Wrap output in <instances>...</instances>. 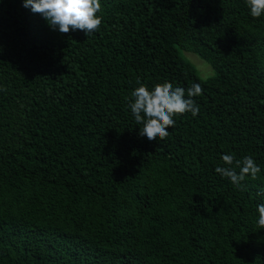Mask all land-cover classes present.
Returning <instances> with one entry per match:
<instances>
[{
  "label": "trees",
  "instance_id": "16d2710c",
  "mask_svg": "<svg viewBox=\"0 0 264 264\" xmlns=\"http://www.w3.org/2000/svg\"><path fill=\"white\" fill-rule=\"evenodd\" d=\"M22 3L0 0V264H264V16L245 0H100L86 37ZM137 79L200 84L198 115L149 142L128 107ZM226 154L260 166L244 190L215 172Z\"/></svg>",
  "mask_w": 264,
  "mask_h": 264
},
{
  "label": "clouds",
  "instance_id": "9594fccd",
  "mask_svg": "<svg viewBox=\"0 0 264 264\" xmlns=\"http://www.w3.org/2000/svg\"><path fill=\"white\" fill-rule=\"evenodd\" d=\"M245 3L253 19L264 16V0H245ZM22 6L39 14L52 30H58L60 34L80 30L87 37L98 32L102 25V17L97 15L102 8L100 0H23ZM136 83L139 86L131 92L128 107L136 123L142 125L138 135L146 137L149 142L167 138L168 129L175 127V117L186 113L196 117L199 113V106L193 99L203 94L198 83H193L187 90L173 87L169 82L158 83L151 90L139 79ZM5 90L0 86V91ZM221 160L223 166H217L215 172L239 190H244L242 182L246 178L256 180L261 171L251 156L240 160L226 154ZM260 194H264V189ZM256 210L259 214L257 225L264 228V203L257 205Z\"/></svg>",
  "mask_w": 264,
  "mask_h": 264
},
{
  "label": "rangeland",
  "instance_id": "374dc122",
  "mask_svg": "<svg viewBox=\"0 0 264 264\" xmlns=\"http://www.w3.org/2000/svg\"><path fill=\"white\" fill-rule=\"evenodd\" d=\"M181 56L195 68L196 74L201 79H206L214 75L213 69L197 55L181 51Z\"/></svg>",
  "mask_w": 264,
  "mask_h": 264
}]
</instances>
